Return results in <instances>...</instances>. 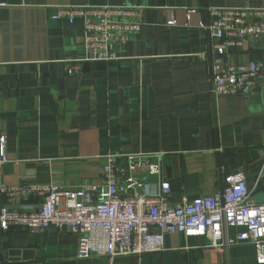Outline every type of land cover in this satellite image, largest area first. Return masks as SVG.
Listing matches in <instances>:
<instances>
[{
	"label": "crops",
	"instance_id": "crops-1",
	"mask_svg": "<svg viewBox=\"0 0 264 264\" xmlns=\"http://www.w3.org/2000/svg\"><path fill=\"white\" fill-rule=\"evenodd\" d=\"M0 3V134L9 155L0 163V208L41 204L10 201L7 187L96 182L108 154L125 167L117 181L124 196L157 194L167 182L170 202L179 205L214 195L226 175L243 172L254 197L264 199V77L251 95L214 96V39L200 27L213 20L212 7L259 8L264 0ZM106 4L135 5L143 22L107 61L85 47L81 18L55 17L61 5ZM233 54L237 62L264 63V41L248 39ZM71 65L80 70L69 72ZM78 249L77 233L56 225L36 234L0 230V264H111L104 256L79 258ZM114 264H257V251L250 244L221 250L206 236L175 233L165 235L162 251Z\"/></svg>",
	"mask_w": 264,
	"mask_h": 264
},
{
	"label": "built area",
	"instance_id": "built-area-1",
	"mask_svg": "<svg viewBox=\"0 0 264 264\" xmlns=\"http://www.w3.org/2000/svg\"><path fill=\"white\" fill-rule=\"evenodd\" d=\"M210 13L213 20L200 27L214 39L209 60L212 94L251 95L257 80L264 77V63L237 62L233 50L248 39L264 41V7H212ZM62 16L70 22L82 19L85 47L94 59L105 61L115 58L116 45L128 42L143 24L142 11L135 5H61L55 17ZM78 70V65L68 68ZM7 144V137L0 134V163L9 161ZM262 154L264 158V148ZM124 176L117 155L108 154L96 182L85 181L76 188L55 182L7 187L2 192L8 200L34 197L42 207L35 211L0 208V230L15 227L36 234L56 225L77 233L79 258L104 256L111 264L117 257L162 251L166 234L206 236L211 247L221 250L253 245L257 264H264V199L254 197L243 172L226 175L225 185L214 195L179 205L170 202L167 182L157 194L124 196L117 182Z\"/></svg>",
	"mask_w": 264,
	"mask_h": 264
},
{
	"label": "water",
	"instance_id": "water-1",
	"mask_svg": "<svg viewBox=\"0 0 264 264\" xmlns=\"http://www.w3.org/2000/svg\"><path fill=\"white\" fill-rule=\"evenodd\" d=\"M20 205H15V206H12V207H19ZM42 207V204H39V207L38 208H41ZM11 208V207H10Z\"/></svg>",
	"mask_w": 264,
	"mask_h": 264
},
{
	"label": "rangeland",
	"instance_id": "rangeland-1",
	"mask_svg": "<svg viewBox=\"0 0 264 264\" xmlns=\"http://www.w3.org/2000/svg\"><path fill=\"white\" fill-rule=\"evenodd\" d=\"M264 198V197H263Z\"/></svg>",
	"mask_w": 264,
	"mask_h": 264
}]
</instances>
